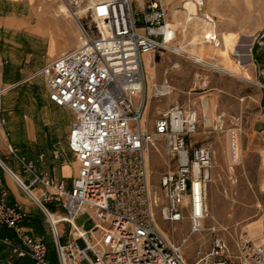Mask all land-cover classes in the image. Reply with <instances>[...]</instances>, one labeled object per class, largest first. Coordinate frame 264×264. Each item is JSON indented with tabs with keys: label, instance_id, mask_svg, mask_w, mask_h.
Returning <instances> with one entry per match:
<instances>
[{
	"label": "built area",
	"instance_id": "1",
	"mask_svg": "<svg viewBox=\"0 0 264 264\" xmlns=\"http://www.w3.org/2000/svg\"><path fill=\"white\" fill-rule=\"evenodd\" d=\"M193 2L200 12L204 0ZM85 11H90L95 34L80 25L78 46L38 71L49 101L74 114L68 146L78 162L76 174L68 184L37 170L14 146L9 149L30 175L31 185L44 188L43 201L62 208L56 222L49 220L57 264H187L182 247L188 236L171 240L156 214L170 223L187 219L189 234L203 229L209 216L206 200L213 150L193 140L197 111L177 103L159 112L151 130L146 128L149 98L169 94H160L154 84L149 95L143 65L145 54L175 38L165 0H94ZM70 16L75 18V13ZM254 39L263 41L264 30ZM209 40L216 43V35ZM0 123L5 119L0 118ZM160 143L174 166L160 174L158 195L152 190L150 153L159 151ZM230 150L236 157L234 133ZM6 196L1 187L0 227L11 229L14 237L0 234V243L34 264H50L45 241L23 227L27 212L8 203ZM82 214L94 220L90 231L76 224ZM59 223L69 225L71 239L60 240ZM235 247L237 264H264V235L255 240L244 227ZM226 249L223 237L213 235L210 249H197L195 256L203 264H234L225 257Z\"/></svg>",
	"mask_w": 264,
	"mask_h": 264
},
{
	"label": "rangeland",
	"instance_id": "2",
	"mask_svg": "<svg viewBox=\"0 0 264 264\" xmlns=\"http://www.w3.org/2000/svg\"><path fill=\"white\" fill-rule=\"evenodd\" d=\"M70 1L74 6L80 5L76 9L81 12L76 16L80 17L79 21L87 31L92 32V35L95 34L94 21L90 11L84 10L92 1ZM168 1V13L170 18L172 17V25L175 30V38L168 44L178 47L181 43H185L184 45H187V48L190 49V44L184 41L185 35H183V31L178 25V22L182 21L180 18L188 16V14L180 8V0ZM260 1L257 0L254 3L252 16L248 20V27L257 22L261 9ZM33 4L38 5L40 10L38 18H32L34 23L41 20L45 23L47 17L65 15L60 11V5L62 4L60 0H37ZM174 6L177 8H174ZM68 16L73 19L70 14ZM196 18L200 19L203 26L210 28L214 33L209 19L203 16H196ZM77 28L79 30L78 40H81L82 32L78 25ZM193 31L196 30L192 29ZM227 34L238 35L233 32ZM239 36L241 40L240 52H245L250 44L251 65L253 35L242 30ZM7 37L9 38L10 35H7ZM18 38L23 43L22 51L26 56L34 58L35 56L44 57L47 55L48 43L46 37H26L20 33ZM203 46L204 44L199 47ZM217 46H222L220 41H218ZM63 51H58L56 57L62 54ZM195 53L208 61L219 63V60L213 55V50L197 48ZM146 60L145 70L149 82L147 86L149 87L150 84V88L153 89L154 84H163L165 80L171 86L170 94L149 98L150 105L145 114L146 128L151 130L153 121L159 112L167 108L168 105L177 103L187 109L197 111L199 122L193 140L209 144L213 150L212 182L209 185L206 200L210 210L208 218L204 221L203 229L189 234L190 222L187 219L176 223L162 221L157 211L158 224L173 241L179 242L182 237L188 236L182 247L183 258L187 264H203L202 261L196 258L195 251L197 249L208 251L213 235L223 237L227 246L225 257L230 262L237 264L239 255L235 247V241L238 235L244 227L252 237L255 234L260 235L261 230L258 229V224L261 220L264 221V142L260 130L256 126L261 120H264V88L260 84L256 85L221 72H215L208 66H202L186 56L178 55L165 48H160L154 53L146 55ZM175 64H177V67H174ZM252 76L254 80L259 82L254 74ZM20 88L14 94L8 92L4 96V105L22 108V114H11L10 117H13L16 122H20L22 126L26 122L29 124L32 122L36 129L37 142L25 144L23 141L26 133L20 126L16 137L23 145L22 148L16 147L18 155L26 158L28 155L30 160L36 158L38 163L36 165L34 162V166L40 171L48 167L47 162L54 159V154H63L72 161L73 152L68 146L67 139L71 123L74 120L73 112L69 108L58 106L48 100L42 74H38L30 82H24L20 85ZM203 99L208 100L210 105V122L206 127L204 126ZM220 115L221 118H219ZM217 118L223 120L222 129L219 130ZM231 128L236 129L237 140H239L240 154L237 162H233L229 156L228 130ZM158 150L150 153V178L152 190L160 195L158 190L160 174L169 166L173 167L174 164L168 163L162 143L158 146ZM41 154L43 155L42 158L40 157ZM34 185L42 188L39 195L35 194L44 206L41 197L44 188L39 184ZM44 208L46 209L45 206ZM212 211L215 219L210 218ZM41 213L43 221L48 227L47 216H45V212ZM59 216L55 214L53 220L57 221ZM76 224L86 231H90L93 228L94 220L87 215H83L76 220ZM57 227L62 242L71 239V229L68 224L59 223ZM256 227L258 228L256 229ZM254 229H256V232H253ZM48 231L52 240L53 236L49 227ZM48 244V262L57 264L54 245L51 244L50 240Z\"/></svg>",
	"mask_w": 264,
	"mask_h": 264
},
{
	"label": "crops",
	"instance_id": "3",
	"mask_svg": "<svg viewBox=\"0 0 264 264\" xmlns=\"http://www.w3.org/2000/svg\"><path fill=\"white\" fill-rule=\"evenodd\" d=\"M35 1L37 0H0V118L5 119L4 124L0 123V189L2 187L6 190L8 203L18 204L27 212V217L23 222L26 233L44 240L47 244L49 254L48 241L50 240L51 244H53V238L52 240L50 239L48 231V227L51 231L50 219H48L49 216L40 206L38 202L39 198H37V201L28 193L31 190L39 195L42 188L31 185L30 175L22 169L18 159L9 149V146H14L16 151H18L16 147L22 148L23 144L17 140L16 137L17 130L20 129L22 125L20 122H16L10 115L22 114L23 111L19 106L4 105L3 98L8 92L14 94L15 91H19L21 89V84L30 82L32 78H35L38 75V71L56 57L58 51L64 50L62 53H65L67 50H72L78 46L80 40H78V24L76 25L74 18L72 19L67 15L61 17H47L45 20L46 24L42 20L36 23L32 22V18H38L40 12L39 6L33 4ZM256 1L257 0H204L202 10L199 12L200 15L198 16H203L211 21L214 29L213 35H216L217 40L216 43L213 41L209 43L207 41H194L193 46L195 49H209V44L214 47H219L217 43L218 41L221 42L220 38L222 33L233 32L239 35L240 31L243 30L253 35L251 47L252 63L249 68L251 74H254L255 77L259 79V84L264 88V40L256 41L254 39L256 33L264 30V0L260 1L261 9L257 22L248 27V20L252 16L254 3ZM168 2V0H165L166 5ZM179 3H181L180 8L184 10L186 0H180ZM174 8L177 7L174 6ZM4 10H6V12H4ZM57 16H59V14H57ZM167 16L168 21L172 23V17L170 18L168 12ZM82 25L83 24H81V26ZM193 32L191 30L192 34ZM20 33L26 37H46L48 43L47 55L44 57L35 56L34 58L26 56L22 51L23 43L19 41L18 38V34ZM192 34H190V37ZM7 35H10V37L8 38ZM203 44V47H199ZM146 55L148 54H145L143 57L144 70L146 69ZM146 73L145 70L146 82L149 83ZM158 85L161 86L163 84ZM45 91L47 95V90ZM151 92L152 89L149 84V95ZM149 105L150 102L146 108V113L149 109ZM221 117L220 115L219 118ZM220 121L222 124L223 120L221 119ZM256 126L257 129L260 130L261 138L264 142V120H261ZM22 128L26 133L23 142L27 145L36 143V129L32 122L30 124L26 122ZM40 157L42 158L43 156ZM53 158L54 159L47 162L48 167L42 171L48 172L50 176L56 179L64 178L69 184L71 177L76 174L78 169V162L75 158V154L73 153L72 161L63 154H57V157L53 156ZM26 159L33 163L35 162L36 165L38 163L36 158H31L30 160L28 155ZM29 185L31 186L28 191L26 190V186ZM50 206L51 209L48 210L46 208V210L47 212H52L51 214L53 217L55 214H62V208L57 203L50 202ZM41 212H45L44 214L47 216L48 227L43 221ZM83 215L86 214L80 215L77 219L81 218ZM261 223L264 225V221L261 220ZM2 232H4V228L0 227V234H2ZM261 234L264 235V229H262ZM261 234H255L253 238L255 240H260L263 237ZM0 264L34 263L27 256H16L9 247L0 243Z\"/></svg>",
	"mask_w": 264,
	"mask_h": 264
},
{
	"label": "bare ground",
	"instance_id": "4",
	"mask_svg": "<svg viewBox=\"0 0 264 264\" xmlns=\"http://www.w3.org/2000/svg\"><path fill=\"white\" fill-rule=\"evenodd\" d=\"M91 1L93 2L94 0H91ZM61 3L62 4L60 5V11H62V13L67 15V16L69 14H71V12H74L75 13L74 20L76 21V23L80 27L81 24L78 23V20L80 17L76 16L78 13L81 12L80 10L76 9V8H79L80 5L78 4L77 6H74V4H72V2L70 0H67L66 2L61 1ZM87 7H85L84 10H86ZM184 10L188 14V16L180 18V19H182V21L181 22L179 21L178 25H180L181 31H183V35H185L184 41H187L188 44H190V49L187 48V45H184L185 43L184 44L179 43L180 45L178 47H175V46L169 45L168 44L169 42L164 44L162 46V48H165L166 50L173 51L174 53H176L178 55L186 56L189 59H192L193 61H195L196 63H199L202 66H208L211 70H213L215 72H221V73L227 74L229 76H232L236 79L247 81V82L259 85V82H257L256 80L253 79V76H252V74L250 72V68H249L250 67L249 66L250 61H251L250 60V52H249L250 46L247 48V50H245V52H240L239 47L241 45L240 44L241 40H240L239 35L234 36V35H230L227 33H222L221 38H220L222 47H214L213 45L209 44V49L213 50V55L217 58V60H219V63H214V62L206 60L204 57L197 56L195 53V48L193 46V42L194 41H204V42L207 41L208 43L212 42L209 40V38L211 36H213V33H212V30L210 28H208V27L206 28L203 26V23L201 22L200 19L196 18V16L200 15V13L198 12V7L195 5L193 0H186ZM194 15H196V16H194ZM172 27H173V25H172ZM192 29L196 30L193 32V34L191 33ZM174 34H175V32H174ZM190 34H192L191 37H190ZM187 36H188V38H186ZM209 58H212V57H209ZM174 67H177V64H175ZM156 86H157V90L159 91L160 94H163V95L167 94V93L170 94V92H171V86L166 81H165V83H163V85L160 86V85L156 84ZM152 91H153V89H152ZM202 107H203V112L205 115L204 126L206 127L210 122V117H209L210 105H209L208 100L203 99ZM219 127H220L219 129H222L220 120H219ZM231 133L235 134V141H236V146H237V156L236 157L232 156V153L230 150ZM228 138H229L228 141H229L230 159L233 162H237L239 160L240 146L238 144L239 140H237V133H236L235 128H231L228 130ZM28 193L38 201L37 195L35 194V192L30 190ZM206 207H207V211L209 212L210 209H209L208 205H206ZM47 215L49 216L50 221H54L53 216L50 212H47ZM210 218L215 219V217L213 215V211H212V215L210 214ZM258 225H259L258 226L259 228L256 227V229L258 228L262 231V229H264V225H262L261 221L259 222ZM256 229H254L255 231L253 230V232H256ZM79 230H81V228H79ZM260 230H258V231H260ZM248 234H249V232H248Z\"/></svg>",
	"mask_w": 264,
	"mask_h": 264
},
{
	"label": "trees",
	"instance_id": "5",
	"mask_svg": "<svg viewBox=\"0 0 264 264\" xmlns=\"http://www.w3.org/2000/svg\"><path fill=\"white\" fill-rule=\"evenodd\" d=\"M44 206L50 210L51 209V206H50V202L48 201H44ZM55 218V217H54ZM56 221V220H55ZM4 228V232H2V235H7V236H10V237H14V233L11 229H8L6 227H3Z\"/></svg>",
	"mask_w": 264,
	"mask_h": 264
},
{
	"label": "water",
	"instance_id": "6",
	"mask_svg": "<svg viewBox=\"0 0 264 264\" xmlns=\"http://www.w3.org/2000/svg\"><path fill=\"white\" fill-rule=\"evenodd\" d=\"M26 190H28V189L26 188ZM38 202H39L40 206L42 207V209L44 210L45 208H44V206L42 205V203H40V201H38Z\"/></svg>",
	"mask_w": 264,
	"mask_h": 264
}]
</instances>
